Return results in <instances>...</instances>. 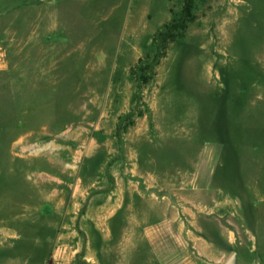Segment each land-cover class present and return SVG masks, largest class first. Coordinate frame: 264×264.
Returning <instances> with one entry per match:
<instances>
[{"label":"rangeland","instance_id":"rangeland-1","mask_svg":"<svg viewBox=\"0 0 264 264\" xmlns=\"http://www.w3.org/2000/svg\"><path fill=\"white\" fill-rule=\"evenodd\" d=\"M27 1L0 20L19 30L0 37L12 43L0 64V264H92L88 243L107 227L110 250L129 238L155 262L136 237L156 222L159 188L176 192L187 226L178 262L249 264L254 237L264 264V0H194L139 101L130 69L151 59L184 0L66 3L61 39L43 47ZM107 57L115 77L98 83L93 64ZM196 204L213 219L187 222L181 211ZM227 238L240 242L236 257Z\"/></svg>","mask_w":264,"mask_h":264},{"label":"crops","instance_id":"crops-1","mask_svg":"<svg viewBox=\"0 0 264 264\" xmlns=\"http://www.w3.org/2000/svg\"><path fill=\"white\" fill-rule=\"evenodd\" d=\"M15 1L16 0H0V20L2 19V17L4 19L11 18V10L13 9L11 5H14L16 3ZM75 1L79 2L80 0H28V6L33 3L37 5V8H35L37 11L36 20H40V22H35L36 30H33L32 33H30V36H39L38 41L41 43L42 47L44 44L50 43V39H52L53 42L61 39V36L63 34L59 32V14L61 13V7L66 3H75ZM31 8L33 9L34 7H28L29 10H32ZM25 26H27V24H24V27ZM18 31L19 30H13V28H0V37L16 36L17 34H19ZM154 32L150 33L148 36V45H150V39ZM25 43H27V41ZM11 47L12 43L10 41L0 42V64L5 63V61L8 60L7 57L8 53L10 54L11 52ZM138 55H140V53H138L135 58L133 56V60H131V62H133L138 57ZM110 60L111 63H108ZM124 68L126 79H128V63L125 64ZM91 72H95L94 76L91 77H93L96 82L99 81V78H104V84H112L111 80L115 77L114 74L116 72V67L114 66L113 59L111 57H107L105 62L104 60H102V58L100 60H97L93 64ZM100 82L101 80L98 83ZM193 189L194 188H191V190L188 192L189 194H187L186 196L191 197L192 193L195 192L204 194V197H210L211 193L214 192L210 190ZM175 193L176 192L174 191L173 193H171L170 191L167 192L165 190H162L161 188L156 189V200L159 203V205H156V222H154L152 225L144 227L141 236L136 237L141 238L142 242L148 243V245L151 246L154 254L156 255V263L154 262L153 258H150L143 253L140 246H134L133 240L132 244H130L129 238L125 240V242L119 247L117 251L110 250L107 245L111 239V232L108 230V227L106 230L96 232V241H90V244L88 243V260L91 261L92 264H182V262H178V260L175 258V245H180L183 243V236L182 234L178 233V228L183 224L185 228H187V226L180 218V215L178 214L176 208L171 205L170 200ZM119 206L120 205H117V207ZM192 206L196 209V211L189 209L187 205H185V208L181 211L182 215L185 216L184 219L187 222H190V224H192V221L196 222V220L198 219V215H200L203 219H209V221L213 219H210L212 212L208 211V208H210V206H207V204L205 206L200 204ZM216 219V221H218L219 218L217 217ZM94 229H98V227L96 226L94 227ZM250 235L252 236L254 234L252 233ZM252 239L253 240L248 238L247 244L249 246V264H257V261H259L260 258H258L257 255L255 238L253 237ZM135 242L138 243L137 239L135 240ZM197 243H200L199 240H197L196 244ZM239 243L240 242L236 241L235 239L228 240L227 238L226 240V244L232 251L231 255H233L234 257L239 255V249L237 248V245ZM97 245L99 246L98 248H96ZM172 245H174L175 247H171Z\"/></svg>","mask_w":264,"mask_h":264},{"label":"trees","instance_id":"trees-1","mask_svg":"<svg viewBox=\"0 0 264 264\" xmlns=\"http://www.w3.org/2000/svg\"><path fill=\"white\" fill-rule=\"evenodd\" d=\"M194 0H184L181 8V15L173 18L163 25L161 29L155 32L152 37L154 44V53L150 59L140 58L138 62L131 67L130 73L136 83V99L139 101L140 89L146 85L154 74V68L159 64L160 60L166 56L169 46L175 40L181 39L187 29L189 23L194 19L193 14Z\"/></svg>","mask_w":264,"mask_h":264},{"label":"water","instance_id":"water-1","mask_svg":"<svg viewBox=\"0 0 264 264\" xmlns=\"http://www.w3.org/2000/svg\"><path fill=\"white\" fill-rule=\"evenodd\" d=\"M224 264H232V262L231 261H227Z\"/></svg>","mask_w":264,"mask_h":264}]
</instances>
